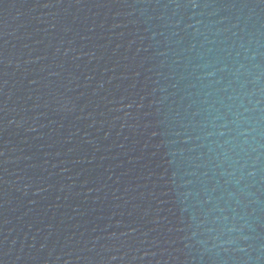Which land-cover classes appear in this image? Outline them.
I'll return each mask as SVG.
<instances>
[{"label": "water", "instance_id": "obj_1", "mask_svg": "<svg viewBox=\"0 0 264 264\" xmlns=\"http://www.w3.org/2000/svg\"><path fill=\"white\" fill-rule=\"evenodd\" d=\"M0 264H264V0H0Z\"/></svg>", "mask_w": 264, "mask_h": 264}]
</instances>
